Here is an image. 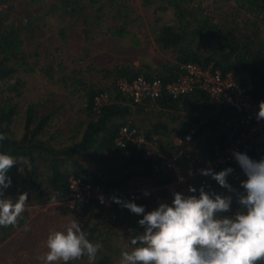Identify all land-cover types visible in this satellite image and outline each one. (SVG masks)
Returning a JSON list of instances; mask_svg holds the SVG:
<instances>
[{"label": "rangeland", "instance_id": "374dc122", "mask_svg": "<svg viewBox=\"0 0 264 264\" xmlns=\"http://www.w3.org/2000/svg\"><path fill=\"white\" fill-rule=\"evenodd\" d=\"M183 6H199L203 9L205 18L217 26L220 34L231 39V46L252 42L253 46L263 44L259 49L264 51V10H250L249 4L243 0H195L194 3H184ZM0 11L4 12L6 29L9 30L13 25L23 37L25 44L21 57L23 56L24 63L30 69L20 70L12 79L0 83V109L5 105L20 112L10 127L15 133V141L22 142L24 135H31L25 130L30 109L37 118V123L49 117L33 141L60 153L78 144L87 126L96 120L101 106L111 103L127 106L130 113L120 119L119 122L123 124L120 130L129 127L136 131L134 138L137 140L129 142L127 147L129 144L133 145L141 154V159L148 163V167L137 165L126 186L112 193L136 192L139 199L135 203L150 207V211L160 203L171 204L173 192L183 193L179 191L178 182H175L172 175L180 173L181 161L185 160L184 163H187L199 157L195 147L204 150L207 148L208 151L205 152L208 160L214 157L212 146L222 142L226 121L234 115L232 110L224 107L216 109L214 104L213 111L206 115L183 111L180 106L179 109H170L160 104L164 97L170 98L165 93L156 100L144 99L135 103L130 95L120 93L118 83L144 77L149 80L160 78L167 85L180 75L182 65L194 64L200 68L212 67L222 74L230 73L240 84L235 72L241 78H245L247 72L243 71V65H237L234 57L242 49L238 48L231 55L229 65L224 59L210 57L208 66H203L209 58V51L204 48L200 39L191 34L194 30L192 24L186 30L183 25L178 24L174 10L167 5V0H5L0 5ZM162 28H173L175 33L187 37L178 47L165 49L157 43ZM244 40L245 43L242 44ZM194 58L201 64L193 62ZM183 60L186 62H182ZM217 64L219 65L215 68ZM233 67H236V71H232ZM92 91L97 93L94 97L96 109L88 110V94ZM248 94L251 99L246 107L258 112L259 102L264 99L257 101ZM100 95L105 96L106 100L98 105L96 98ZM210 101L212 102L211 99ZM165 122L170 125L169 134L158 133ZM35 126L36 123L30 125V129ZM182 127L187 128L185 134L191 131V141L181 143L185 153L190 156L181 158L177 168L170 172L150 175L151 165L150 160L145 158V147L154 152L171 153L176 146L175 140L181 136L179 133ZM114 143L116 145V140ZM140 144L144 145V150ZM120 153L112 152V149L106 153V159L110 160L109 165L96 161L93 151L72 155V158L58 156L60 170L69 175V187L63 196L49 188L51 172L46 171L49 162L44 160L42 154L32 155L34 164L28 155L13 156L22 163L18 162L10 170L14 186L9 187V191L4 190V195L15 199L20 193L27 192L28 201L16 226L0 227V231L7 236L6 239L0 237V264H44L39 257L47 251L46 240L49 232L63 231L73 219L79 222L82 231L87 233V238L96 243V230L101 226L98 224H106L111 228L118 222L119 217L136 218V214L130 215L131 217L127 215V208L113 206L114 208L110 207L111 212H108L98 206L94 198L87 202L76 201L70 193L71 184L88 183L83 181L85 178L77 165L94 176L107 180L121 179L128 171L125 164L114 158V154L120 156ZM247 155L256 161L264 158L256 153ZM34 167L37 170V181L46 182L39 190L41 193H38L43 197L28 189ZM197 168L206 169L205 166ZM231 168L242 170L240 166ZM221 170L224 169L218 168L215 172ZM143 172L149 176L143 177ZM72 174L76 175V179ZM93 186L100 187V193L105 192L101 186ZM145 191L149 193L148 196L144 195ZM113 215L116 216L112 219ZM139 216L141 219L142 215ZM128 220L131 222V219ZM143 231L135 230L130 235L131 239ZM126 237L129 238L128 235ZM131 239L124 242L130 244ZM103 243L106 246L107 243ZM127 248L131 251L132 246ZM99 254L101 253L98 252L97 256L100 260L102 258ZM53 264L63 262L57 261ZM71 264L89 262L83 263L79 259L71 261Z\"/></svg>", "mask_w": 264, "mask_h": 264}, {"label": "clouds", "instance_id": "9594fccd", "mask_svg": "<svg viewBox=\"0 0 264 264\" xmlns=\"http://www.w3.org/2000/svg\"><path fill=\"white\" fill-rule=\"evenodd\" d=\"M257 120L264 119V101L259 102ZM0 134V141L4 140ZM233 156L247 179L240 182L244 192L228 183L234 169L219 172L201 169L200 174L210 176L229 195L205 191L189 186L190 195L175 191L171 204L160 203L151 211L132 201L112 197L136 215L144 231L130 240L131 251H122L120 264H259L264 261V158L253 160L247 154L233 151ZM12 155L0 152V227L16 226L25 211L28 193L22 192L15 199L5 197L4 190L11 187L8 171L17 163ZM191 174V173H190ZM183 181V177H180ZM240 208L232 215L233 195ZM148 196L147 191L144 192ZM101 203L104 202L100 198ZM47 251L39 257L44 264L62 261L68 264L87 257L95 264L102 248L93 243L82 231L76 219L63 231L52 230L46 240Z\"/></svg>", "mask_w": 264, "mask_h": 264}, {"label": "trees", "instance_id": "16d2710c", "mask_svg": "<svg viewBox=\"0 0 264 264\" xmlns=\"http://www.w3.org/2000/svg\"><path fill=\"white\" fill-rule=\"evenodd\" d=\"M4 2L5 0H0V5ZM194 2L195 0H167V5L174 10V15L175 18H177L178 24L181 26L183 25L185 30L187 27L191 26V24L194 26V30L191 32V34L195 38L200 39L204 48L209 51V58H207V61L203 66H208L210 63V57L224 59V61H226L225 63L229 65L231 55L237 52L238 48L242 49V51L235 55L234 58L237 62V65H243L245 67L243 71L247 72V76L245 78L238 77L237 72H235V75L240 80V84L247 90L248 93L251 94L255 100L260 101L264 99V51L263 49H259L263 47V44H256L253 46L252 42L245 43L244 40L242 41V44L245 43L243 45L238 43L236 46H231V39L225 34H220L217 26L205 18L203 9H201L199 6H183L184 3L191 4ZM243 2H247L249 4L250 10L252 9L261 12L264 10V0H243ZM3 13V11H0V83H4L12 79L13 75L20 70H30L28 68L29 66L24 63L23 56L21 57L25 44L24 39L13 25L10 26L9 30L6 29L7 27L4 26ZM186 19L188 20L186 21ZM161 31L162 33L160 38L157 39V43L163 45L162 47L165 49L178 47L179 44L182 43V40L187 37L184 34L181 35L175 33L173 28H162ZM113 35H117V33H113ZM122 35L123 34L121 33L120 36ZM253 47H256V49L254 50ZM181 53L183 52L181 51ZM192 61L201 64L197 58L192 59ZM182 62L185 63L186 61L183 60ZM218 65L219 64L215 65V68ZM232 71H236V67H233ZM73 85L77 86L76 83ZM96 95L97 93L95 91H92L90 94H88L86 105L88 110L96 109L94 106V97ZM181 98H179V101H177L168 97H164L161 99L160 104L170 109H179L178 106H180L183 111H194L201 113L200 115H203L202 113L206 115L207 112H211V110L213 111V103L203 92H197L193 95L184 96ZM3 106L4 107L0 109V134H3L5 139L0 141V152L7 153L12 156L28 155L32 164L35 162L32 155L42 154L44 156V160L49 162V167H47L46 171L51 172V175L49 176L50 179L48 178V186L53 192L59 194L60 196L65 195L66 190H68L69 183H67V179L69 178V175L67 172L60 170L61 163L58 162V156L72 158V155L87 154L88 152L93 151V157L96 161L105 165H109L110 160L106 159L108 158L106 157V153L110 152L111 149L112 152H121L120 156L114 154V158L120 161L119 163L125 164L128 171L127 174H123L121 179L107 180L101 176H94L83 169V167L80 165H77L80 169V173L85 178H83V181L88 182L87 184L101 186L105 189V193L108 194L116 191L117 189L125 187L130 177L135 173L134 169L137 165L143 164L145 167H148V163L141 159V154L135 150L133 145L129 144L127 148L122 149L117 147L114 143V141L118 138L119 130L123 125L119 122L121 121L120 119H123L130 113L127 106L123 107L116 103L101 106L98 109L96 120L87 126L78 144L71 148L64 149L60 153L54 152L47 147L44 148L39 142L33 141L38 136V134H40L45 122L49 117H45L43 120L37 123V118L30 109L27 115L25 130H27V132H29L28 134H31L32 137L31 135V138L28 135H24L22 142H18L15 141V133L11 131L10 127L20 112L14 107L5 105ZM194 121L198 122L197 120ZM35 123L36 126L31 130L30 125ZM181 129L182 131L180 130L179 134L182 136L185 134L187 128L182 127ZM146 169L148 170V168ZM10 170L7 173L8 176H10ZM32 171L33 173L28 185V189L29 191H36V195L41 197L42 195L38 193H41L39 190L46 182L37 181V170L35 167ZM78 171L79 170H77V172ZM149 173L150 175H152V173L159 174L153 172L152 169L149 171ZM72 176L76 179L75 174H72ZM142 176L147 177L149 174L143 172ZM12 186H14L13 180L11 187ZM5 190L9 191V188ZM137 205H140V203ZM109 211L111 212V210ZM0 237L1 239H6L7 236L4 235L2 231H0ZM109 263V257L105 256H103L99 261L95 262V264ZM68 264H71V261L68 262ZM259 264H264V261L259 262Z\"/></svg>", "mask_w": 264, "mask_h": 264}, {"label": "built area", "instance_id": "2783aa9c", "mask_svg": "<svg viewBox=\"0 0 264 264\" xmlns=\"http://www.w3.org/2000/svg\"><path fill=\"white\" fill-rule=\"evenodd\" d=\"M118 90L122 95H130L133 102L139 103L140 100H156L165 93L173 100H178L181 97L192 95L195 92H203L210 98L215 105V108L232 110L234 115L226 121V126L223 132V140L220 144L212 146V157L206 163L207 168L216 171L218 168L226 169L228 167L239 166L233 156V151H238L245 154L256 153L264 157V119L257 120L258 112H253L246 107L247 102L251 99L246 89L235 80L232 74H222L212 67L200 68L194 64L181 66V73L174 81L167 85L160 78L149 80L144 77H137L132 81H120ZM106 97L100 95L96 98V103H105ZM191 132V131H190ZM186 133L175 140L174 150L167 154L163 151L154 152L153 150L140 144L145 151V158L149 159L151 169L155 173L170 172L177 168L181 158H188L190 155L185 153L181 143H189L192 136L191 133ZM136 131L129 127H124L120 130L119 136L116 139V145L127 147L129 142H134ZM128 141V142H127ZM139 141V140H138ZM195 172H191V176ZM210 176H206L200 182V186L205 189H211ZM213 180V179H212ZM101 188L92 184L75 183L70 186L71 197L76 201L87 200L94 198L96 204L107 211L110 207H122L121 204L114 203L112 197H118L122 201L136 202L139 196L136 192L122 193H100ZM104 202L101 203L100 198ZM113 207V208H114ZM127 215H133L130 210L126 211ZM113 215L112 219L115 218Z\"/></svg>", "mask_w": 264, "mask_h": 264}, {"label": "crops", "instance_id": "0c3cea01", "mask_svg": "<svg viewBox=\"0 0 264 264\" xmlns=\"http://www.w3.org/2000/svg\"><path fill=\"white\" fill-rule=\"evenodd\" d=\"M181 116V115H180ZM170 129V125L168 124V122H165L163 125H161V128L159 130L158 133L164 134L167 133L169 134V130ZM206 151H208L207 148H205ZM204 149H199L195 147V151H196V155L199 157H195L194 161H187V163H184L185 160L181 161L179 163V167H180V173L176 174V175H172L175 182H178L177 184L179 191H182L185 195H190V193L188 192V186H193L197 188V193H195L196 195L199 194V188L200 186V182L203 179V175L200 174L201 169L197 168V166H201V167H206L207 169V160H208V154H206ZM204 154L203 156L200 155ZM195 156V155H194ZM234 172L232 174H230L228 176V183H230L233 188L237 189L239 192H244V189L242 187H240V182L244 181L247 179L246 175L244 174L243 170L237 169V168H233ZM197 170V171H196ZM196 173L193 175V177L191 176V172H195ZM180 177H183V181L180 180ZM187 179V180H186ZM212 187L211 189H205V191L208 192H215L217 194H221V195H229L230 193H228V190L225 188H222L221 186H219V184L215 181V180H210ZM185 182V183H184ZM233 195V203L231 206V212L230 215L234 214L239 208L240 206L236 203V196L235 194ZM146 212L150 211V207H145ZM109 212V211H108ZM136 215V218H128L131 219V222H129V220L127 218H118V222L114 225L113 227H109L106 224H98L101 225L98 227L97 231V236L95 237L96 241L95 242H99L102 244V248L99 250V254L101 256V258L103 256L105 257H109V264H120V258H121V253L122 251H130V247L131 245L129 244V242H124V241H128L129 239H131L130 235H133L136 231H143L142 227L139 226L138 224V220L140 218V216ZM142 219V216H141ZM118 236H117V234ZM109 235V236H108ZM126 235H128L129 238L126 237ZM117 236V238H116ZM120 238V239H119ZM103 241L105 242L106 246L104 245ZM130 245V246H129ZM88 261L87 257H82L80 259V262L84 263ZM99 261L98 256L96 257V261Z\"/></svg>", "mask_w": 264, "mask_h": 264}]
</instances>
